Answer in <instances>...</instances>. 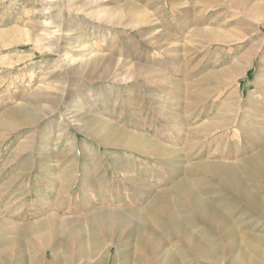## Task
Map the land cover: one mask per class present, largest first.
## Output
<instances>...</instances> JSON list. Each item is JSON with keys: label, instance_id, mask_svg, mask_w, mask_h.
Listing matches in <instances>:
<instances>
[{"label": "rangeland", "instance_id": "374dc122", "mask_svg": "<svg viewBox=\"0 0 264 264\" xmlns=\"http://www.w3.org/2000/svg\"><path fill=\"white\" fill-rule=\"evenodd\" d=\"M213 1L0 0V218L8 204L18 205L13 217L20 222L41 219L63 202L53 198L52 186L71 180L70 207L62 214L84 217L76 202L88 196L79 193L89 185L85 170L104 183L96 208L114 198L109 208L146 209L152 195H112L111 186H122L127 172L145 188L155 185L163 174L146 167L156 160L101 145L90 135L92 122L105 135L144 134L186 155L177 136L220 121L226 98L224 118L235 123L210 140L227 135L245 145L246 134L262 138L264 0ZM200 29L225 37L210 42L195 36ZM242 122L249 133L238 127ZM194 143L192 162L249 152Z\"/></svg>", "mask_w": 264, "mask_h": 264}, {"label": "bare ground", "instance_id": "6f19581e", "mask_svg": "<svg viewBox=\"0 0 264 264\" xmlns=\"http://www.w3.org/2000/svg\"><path fill=\"white\" fill-rule=\"evenodd\" d=\"M204 3L212 6L214 1ZM235 6L242 9L239 4ZM195 31V36L210 42L225 37L217 30ZM226 102L225 98L222 106L226 108L221 109L224 116L230 111ZM224 116H220V121L210 122L203 131L193 129L177 136L187 149L186 155L179 148L164 146L144 134L108 130L105 135L95 129L96 122L90 123V135L101 145L127 148L156 160L153 167H146L163 174L155 185L145 188L139 177L123 172L126 173L121 180L123 185L119 182L111 186L112 195L133 191L150 194L152 200L144 210L109 208L114 198L105 201L103 208H96L104 183L85 170L89 185L81 186L79 193L88 196L76 202V208L85 212L84 217L69 219L62 214L64 208L70 207L65 193L76 180L58 188L52 186L53 198L63 202L39 220L29 218L28 222H20L13 217V208L18 205L7 204L0 218V264H264V134L260 139L252 135L247 138L250 134H246L245 145L235 144L236 138H225L227 135L210 140L214 132L234 125L235 122L228 121L230 117ZM26 120L21 117V122L26 124ZM238 127L245 130L243 122ZM194 141L202 149L240 145L250 153L224 162H192L190 157L196 153ZM176 162L184 164L175 165ZM90 191H97L98 196L92 198ZM51 206L48 204L45 210Z\"/></svg>", "mask_w": 264, "mask_h": 264}]
</instances>
